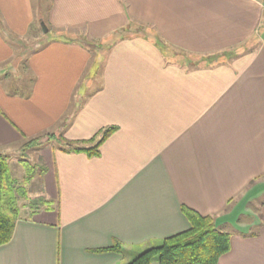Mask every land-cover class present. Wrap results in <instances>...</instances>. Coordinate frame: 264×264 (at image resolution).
<instances>
[{
    "label": "crops",
    "instance_id": "obj_1",
    "mask_svg": "<svg viewBox=\"0 0 264 264\" xmlns=\"http://www.w3.org/2000/svg\"><path fill=\"white\" fill-rule=\"evenodd\" d=\"M40 8L0 0V67ZM46 19L53 37L24 59L20 89L0 81V154L61 142L33 149L39 171L18 200L30 207L0 264H127L190 228L182 206L229 233L217 264H264V0H48ZM120 30L99 69L56 36ZM164 45L223 60L187 66ZM109 127L98 155L68 151ZM114 240L129 254L91 252Z\"/></svg>",
    "mask_w": 264,
    "mask_h": 264
},
{
    "label": "trees",
    "instance_id": "obj_2",
    "mask_svg": "<svg viewBox=\"0 0 264 264\" xmlns=\"http://www.w3.org/2000/svg\"><path fill=\"white\" fill-rule=\"evenodd\" d=\"M124 30L112 34V40L101 43L86 41L83 36H71L59 33L56 36L78 42L89 51L98 53L106 52L109 47L119 38H124L128 33ZM45 40L38 42V48L46 43ZM35 49V50H36ZM114 127L104 129L100 133L99 140L91 147H72L68 151L85 152L88 156L98 155L101 142L109 136ZM26 171L24 181L18 183L14 180L7 166L4 155L0 154V246L7 244L13 235L15 222L19 216L18 200L25 196L24 184L37 174V168L23 163ZM43 171V167L40 168ZM181 211L189 222L190 228L171 237L155 241L140 253L132 255L127 264H151L152 259L157 257L158 264H217L218 259L230 250V235L216 226L214 218L209 215H200L196 211L182 206ZM256 233H252L255 235ZM93 253L115 252L126 256V251L118 241H113L109 247L92 250Z\"/></svg>",
    "mask_w": 264,
    "mask_h": 264
},
{
    "label": "rangeland",
    "instance_id": "obj_3",
    "mask_svg": "<svg viewBox=\"0 0 264 264\" xmlns=\"http://www.w3.org/2000/svg\"><path fill=\"white\" fill-rule=\"evenodd\" d=\"M33 1H34L35 6H37V4L40 5V7H41L40 8V14H41L40 17L42 18V22L44 23V26L46 28H48L45 25V22L47 20L46 19V11H47V7H48V0H33ZM140 30H142L141 27H137V28L135 27V28L131 29L130 32L131 31L135 32V31H140ZM123 32L125 33L126 31L124 30ZM128 32H129V30H127V33ZM46 36L48 38H52L53 37V31L49 30L46 34H44L42 32V29L39 27L38 22L36 21L34 24V27L32 28V31L30 32L29 36L26 39H18V38L14 39V43L16 46L15 56L12 59V61H10V63L2 65L0 67V81L5 80L6 84L8 86L10 85L11 88L16 87L17 89H20V86H22V80L20 82L19 79H20L21 75H23L22 63L24 62V59L26 57H28V55L31 52L35 51V49L38 47V42L40 40H45ZM75 36H79V35H75ZM75 36H73V37H75ZM153 36H154V33H153ZM111 37H110V39L107 40L108 42L112 40ZM85 39L88 42H92V43L95 42L96 43L95 40H88L86 37H85ZM163 47H164V51L168 52V55H170V56H171V54L175 55L176 58L178 57L177 59L179 61H182L183 63L187 64V66H196V65L202 66L205 64H214V63H217V62H220L221 60H223L221 57H216V58H214L215 56L211 57V58L202 57V56L194 55L191 53H188V54L182 53L178 50L168 48L165 45ZM104 51H105V49L100 50L98 53H96L97 54L96 56L94 55L95 54L94 51H89L91 53V55L96 58V61H98L99 65L98 66L96 65L98 69H99V66L102 62L103 55L105 54ZM97 136L98 137L95 138L94 142H93V140L88 141V142L82 144L81 146H83V147L93 146L99 140L100 134H98ZM59 138H60V135H54L52 137L43 136V137H40L38 139V141H37L36 145H34V147H33V144H31L29 146L22 147V148L18 149L17 151L10 153V155H8V156H5L6 161H7V166L11 163H13L15 165L20 164L19 166H21V167H9L8 166V168H10L11 177L14 180H16L18 183L24 181L26 178V171L24 170L25 168L23 167V163H26V164L32 166V164H34L35 161L37 162V159H38V155L33 152V149L38 148L40 145L43 146L44 143H47L51 140H55V144H57L60 141ZM79 146L80 145H78V146L77 145H68L67 149H70L72 147H79ZM56 147H58V146L56 145ZM38 168L36 171H39ZM23 170L25 172V176L22 177V179H21L20 175H18V174ZM24 187H25V184H24ZM33 189L34 188H32V187L29 188L28 192L32 193ZM24 190H25V188H24ZM34 200L37 201L36 199H34ZM19 203H20L19 208L21 210L22 208H24L26 206L27 200L24 201L22 199V201ZM27 206H29V204ZM37 206H38V204H37ZM26 209L23 210L22 212L26 213L28 211ZM142 251H143V249H142ZM142 251H140V252H142ZM140 252H138V253H140ZM151 264H158L157 257H154L152 259Z\"/></svg>",
    "mask_w": 264,
    "mask_h": 264
},
{
    "label": "water",
    "instance_id": "obj_4",
    "mask_svg": "<svg viewBox=\"0 0 264 264\" xmlns=\"http://www.w3.org/2000/svg\"><path fill=\"white\" fill-rule=\"evenodd\" d=\"M40 28L42 29V32L46 34L48 32V29L44 26L43 22H40Z\"/></svg>",
    "mask_w": 264,
    "mask_h": 264
}]
</instances>
